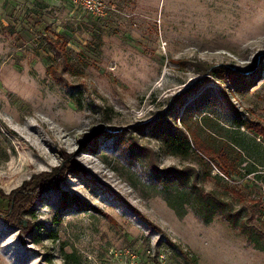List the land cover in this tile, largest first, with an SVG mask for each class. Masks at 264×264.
Instances as JSON below:
<instances>
[{
	"label": "rangeland",
	"instance_id": "rangeland-1",
	"mask_svg": "<svg viewBox=\"0 0 264 264\" xmlns=\"http://www.w3.org/2000/svg\"><path fill=\"white\" fill-rule=\"evenodd\" d=\"M102 1L96 18L70 0H0V264H264V138L238 127L264 129V0ZM169 125L183 156L165 150ZM195 139L226 148L232 177ZM175 169L238 225L205 221L186 191L177 214L157 177ZM46 173L53 187L12 213Z\"/></svg>",
	"mask_w": 264,
	"mask_h": 264
},
{
	"label": "trees",
	"instance_id": "trees-1",
	"mask_svg": "<svg viewBox=\"0 0 264 264\" xmlns=\"http://www.w3.org/2000/svg\"><path fill=\"white\" fill-rule=\"evenodd\" d=\"M50 46L52 49L56 52V54L61 57H66V47L65 44H61L58 41L51 40ZM67 64V62H65ZM55 71L54 73H56ZM204 73H208L211 76H217L218 78H221V80H227L225 75L224 69L215 68L211 69L210 67H206L203 70ZM231 81L234 82L237 90L239 91H245L247 89V84L240 82V75L237 73L232 74L230 76ZM239 80V83H236ZM182 118V117H181ZM183 125H185V121L181 119ZM167 123V122H166ZM168 124V123H167ZM251 122L241 120L238 123V127H243L249 129V131H253L254 135L261 136L264 138V129H259V131H254L252 127L250 126ZM190 129V128H189ZM161 133L160 138L163 142V145L165 147L166 152L173 156H183L184 152L188 151L187 147L189 145V139L186 133H184L182 130H180L178 127H174L169 125L168 127H164ZM189 132V130H188ZM197 139V138H196ZM195 139V143L198 145L199 148L203 150V152H206V155L212 158V160L217 158L219 161L217 165L219 166L222 173L227 177H232L233 173L235 172V165L232 163H229V155L226 151V148L221 147L219 150L215 152H211L212 149H207V147H204L201 143L198 142ZM206 148V150H205ZM208 167L211 169V163H206ZM158 181L160 184H162L164 191H166L167 194H169L166 197V201L168 205L174 209L177 214L182 216V214L179 211L180 206L178 205V200H181L182 197L180 196V192H188L192 195H194L195 203L194 206L199 209V211L202 213V217L205 221L209 222L211 219L218 213H226L229 216V219L233 221V226H237V220L236 216L232 210V205L223 202L220 198H218L214 192L212 191H205L204 188L199 186L198 182V175L194 174L186 176L184 175L183 171H178L177 169L169 171V172H163L161 175H158ZM39 181L40 186L38 188H32L28 186L22 187L19 191L14 193L15 200H14V208L12 213H17L16 210L19 211V213H22L23 211L29 210L32 208L34 202L39 197V194L45 190H49L53 187V184L57 182V179L55 177L54 173H46L42 174L41 176H35L33 177L32 182ZM183 188V189H182ZM181 189L183 191H181ZM180 194L178 197L171 196L174 193ZM191 196V195H190Z\"/></svg>",
	"mask_w": 264,
	"mask_h": 264
},
{
	"label": "built area",
	"instance_id": "built-area-1",
	"mask_svg": "<svg viewBox=\"0 0 264 264\" xmlns=\"http://www.w3.org/2000/svg\"><path fill=\"white\" fill-rule=\"evenodd\" d=\"M76 8L83 9L96 18H102L107 14V7L102 0H70Z\"/></svg>",
	"mask_w": 264,
	"mask_h": 264
}]
</instances>
